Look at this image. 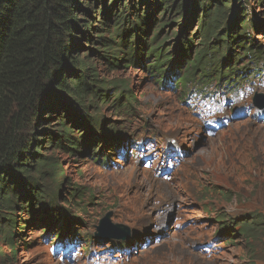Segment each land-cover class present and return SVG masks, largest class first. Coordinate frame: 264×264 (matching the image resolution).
<instances>
[{"label": "trees", "instance_id": "obj_1", "mask_svg": "<svg viewBox=\"0 0 264 264\" xmlns=\"http://www.w3.org/2000/svg\"><path fill=\"white\" fill-rule=\"evenodd\" d=\"M262 24L264 0H0V242L10 250L0 264L16 258L15 237L25 228L20 212L39 208L40 222L65 221L63 192L70 199L84 194L53 151L79 153L105 139L119 155L147 138L105 123L100 108L125 116L137 109L126 79L107 74L150 61L156 82L174 83L186 106L189 94L237 87L264 62L256 38ZM47 180L57 187L40 184ZM221 220L215 213L217 232L230 231V242L257 230L255 216Z\"/></svg>", "mask_w": 264, "mask_h": 264}, {"label": "rangeland", "instance_id": "obj_2", "mask_svg": "<svg viewBox=\"0 0 264 264\" xmlns=\"http://www.w3.org/2000/svg\"><path fill=\"white\" fill-rule=\"evenodd\" d=\"M252 9L261 11L257 6ZM256 38L264 45V32H258ZM150 64L136 59L133 66H120L113 74H107L109 79H126L134 92L137 109L131 116L110 108L98 111L107 119L105 123L117 125L129 138L147 137L150 141L157 138L161 168L166 162L161 156L169 149V139L177 140L185 159L175 166L173 175L167 176L162 169L145 167L144 159L134 157L128 150L124 158L118 157V151L109 153L105 139L96 140L88 148L82 146L79 153L53 151L70 185H78L84 194L70 199L63 192L60 205L64 208L65 221H61L62 217H51L40 222L38 216L44 212L39 208L33 213L20 212L21 226L25 228L15 237L17 255L10 264H70L55 256L49 243L63 225L71 226V222L78 233L85 231L96 240L87 248L79 241L81 236H77L78 247L83 251L97 249L106 254L111 245H118V250L113 252H119L128 240L140 244L141 240L150 239L146 249L132 252L121 264H264V123L243 119L209 137L182 102L183 95L177 92L174 83L169 87L157 83L159 74L150 73ZM161 68L167 70L165 66ZM259 91L264 92V87ZM258 99L261 101V97ZM97 146L104 150L91 156ZM101 155L108 157L110 164L106 161L104 165ZM34 176L39 179L38 175ZM144 180L145 186L135 185V181ZM40 184L57 187H52L50 180ZM148 210L150 217H140ZM109 212L112 223L129 225L131 230L126 240L106 243L96 238L97 226ZM215 213L226 224L231 223L232 215L255 216L257 230L253 236H238L230 244L215 235L218 227ZM221 222L219 225L223 226ZM204 241L213 243L209 253L197 248ZM5 255H10V250L0 242V257Z\"/></svg>", "mask_w": 264, "mask_h": 264}, {"label": "water", "instance_id": "obj_3", "mask_svg": "<svg viewBox=\"0 0 264 264\" xmlns=\"http://www.w3.org/2000/svg\"><path fill=\"white\" fill-rule=\"evenodd\" d=\"M108 221H110V214L106 215L101 221L99 226L100 235L99 238H105L107 240L111 239L115 236V232H111L110 234L105 233L108 230Z\"/></svg>", "mask_w": 264, "mask_h": 264}, {"label": "bare ground", "instance_id": "obj_4", "mask_svg": "<svg viewBox=\"0 0 264 264\" xmlns=\"http://www.w3.org/2000/svg\"><path fill=\"white\" fill-rule=\"evenodd\" d=\"M102 150H104V149H102ZM259 152V151H258ZM107 163H109L110 164V160H108V162ZM147 183L145 182V180L143 181V182H136L135 181V185H142V186H145ZM150 215H151V211H149L148 210V213H144L142 216H140V217H150ZM72 221H74V219H72ZM74 238V237H73ZM149 240V239H148Z\"/></svg>", "mask_w": 264, "mask_h": 264}]
</instances>
